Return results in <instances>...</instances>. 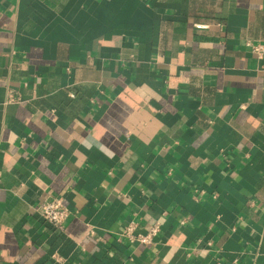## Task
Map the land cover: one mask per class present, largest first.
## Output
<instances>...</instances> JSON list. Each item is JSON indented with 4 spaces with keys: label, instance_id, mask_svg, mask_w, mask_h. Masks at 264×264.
I'll use <instances>...</instances> for the list:
<instances>
[{
    "label": "crops",
    "instance_id": "obj_1",
    "mask_svg": "<svg viewBox=\"0 0 264 264\" xmlns=\"http://www.w3.org/2000/svg\"><path fill=\"white\" fill-rule=\"evenodd\" d=\"M248 40L264 0H0V264H264Z\"/></svg>",
    "mask_w": 264,
    "mask_h": 264
},
{
    "label": "built area",
    "instance_id": "obj_2",
    "mask_svg": "<svg viewBox=\"0 0 264 264\" xmlns=\"http://www.w3.org/2000/svg\"><path fill=\"white\" fill-rule=\"evenodd\" d=\"M246 47L261 59L264 58V43H255L250 40L245 42ZM39 214L44 222L56 232L65 229L71 211L60 197L46 199L39 207ZM136 223L130 222L123 227L121 237L131 243L150 244L161 230V225L155 223L146 233L136 231Z\"/></svg>",
    "mask_w": 264,
    "mask_h": 264
}]
</instances>
